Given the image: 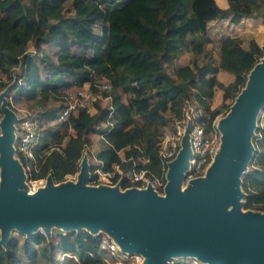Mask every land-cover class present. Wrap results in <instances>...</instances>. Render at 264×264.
<instances>
[{"label":"trees","instance_id":"obj_1","mask_svg":"<svg viewBox=\"0 0 264 264\" xmlns=\"http://www.w3.org/2000/svg\"><path fill=\"white\" fill-rule=\"evenodd\" d=\"M66 1L30 0L26 5L0 0V73L13 72L17 65L24 68V74L13 79L14 101L29 108L31 118L41 126L35 158L21 156L23 164L30 166V179L51 175L58 182L74 173L90 132L102 134L107 142L96 155L105 171L118 164L126 176L134 169H147L149 176L159 174L156 143L166 127L184 116L187 101L194 99L204 106V119L211 127L219 114L229 110L226 100L237 96L249 71L264 55L256 40L246 44L245 35L233 36L231 29L225 31L228 35L220 41L215 61L203 41L209 38L211 21L227 20L235 29L243 18L264 17V0H221L227 1L226 7L217 0H71L74 11L70 14L64 10ZM99 21L101 31L95 29ZM30 40L36 44L37 56L29 51ZM191 41L195 54L203 52L209 59L200 64L196 57L169 72L166 64L179 58ZM74 46L80 51L73 50ZM221 68L233 72L235 79L228 84L220 81L217 72ZM103 76L112 84L103 97L128 95L127 102L112 107L97 99L94 113L79 107L57 121L72 88L89 82L97 91ZM6 84L0 75V87ZM216 87L223 90V100L212 107ZM50 99L53 102L48 104ZM129 114L138 115L142 124H125ZM69 128L75 130L74 135ZM257 131L255 142L264 160V124ZM97 176L94 172L90 179ZM242 178L244 184L253 186L247 190L243 207L264 212V168L249 170ZM56 237L57 248L78 254L82 264H106L99 254L100 236L82 229L59 232ZM47 240L45 232L36 231L25 249ZM18 246L15 236L6 246L0 244V264H23Z\"/></svg>","mask_w":264,"mask_h":264},{"label":"water","instance_id":"obj_2","mask_svg":"<svg viewBox=\"0 0 264 264\" xmlns=\"http://www.w3.org/2000/svg\"><path fill=\"white\" fill-rule=\"evenodd\" d=\"M0 133L1 243L11 229L44 232L52 226L89 232L105 229L123 250L145 256L144 264H171L172 257L197 256L209 264H264V212L242 210L240 175L251 157V136L264 104V58L251 69L247 85L222 116L221 144L206 175L189 180L190 124L182 147L169 163L165 195L151 184L120 188L89 185L84 159L77 182L55 183L28 194L23 166L14 156L18 116L3 96ZM232 205L229 209L228 207Z\"/></svg>","mask_w":264,"mask_h":264},{"label":"rangeland","instance_id":"obj_3","mask_svg":"<svg viewBox=\"0 0 264 264\" xmlns=\"http://www.w3.org/2000/svg\"><path fill=\"white\" fill-rule=\"evenodd\" d=\"M218 3H222L223 1L221 0H217ZM17 4H29L30 0H16ZM64 10L66 14H70L72 13L74 10L72 8V1L71 0H67L64 4ZM263 23V24H262ZM101 26L102 23L101 21H99L96 25H95V29L97 31H101ZM244 28L238 30L239 33H241V36L245 35L244 41L246 42V44L250 43L253 40H256L258 42V44L264 49V17H257V18H253L251 19L248 23H244L242 25ZM228 29V31L230 30L231 32L234 31V26H231V24H229V21L227 20H221V21H211L209 23V28H208V35L209 38L208 40H203L204 41V45H205V49L207 51H209V54L213 57V61H215V51H217V47L219 46L220 41L222 40V38L224 36L228 35V32H225ZM45 31L47 32V28H45ZM259 32V34H258ZM258 36V37H255ZM35 42L30 40L28 47H29V51L33 54H35V56H37L38 52H36V46H35ZM192 45L193 42L191 41L190 45L188 48H186L184 50V52L180 55L179 58L173 60L172 63L170 64H166V67L168 69L169 72H174L176 67L180 64H184V63H188L191 62L194 58H198L200 64L203 63L204 60H208L209 57H204L203 52L200 54H195V52L192 49ZM80 47L79 46H74L73 50L75 51H80ZM264 57V55L260 58L259 61L262 60V58ZM13 72H10L8 74L5 73H0L2 79L4 81H6V85L4 87H0V97L3 96L4 98H6L8 100V105L12 108L11 103L16 107L15 112L17 113L18 118H22L25 114H27L28 112H30L29 108L26 107H22L19 106L18 104L15 103L14 101V96L16 95V90L13 89V85L15 83V80H13L15 77H21L24 74V68L22 66H15V68L12 69ZM251 70L249 71L248 75H247V81L245 86L247 85L248 79H249V75H250ZM107 76H103V80L107 79ZM21 78H19V81ZM108 80V79H107ZM244 86V87H245ZM244 87L241 89V91L237 94V96L235 98L229 97L226 101L227 103H230L231 106L232 104L235 102L236 98L238 97V95L242 92V90L244 89ZM88 88V84L83 87ZM77 88H72L71 90H74ZM70 90V91H71ZM216 90V92H215ZM214 90V94L213 97L215 98V104L217 103L216 101H218V103H220L223 99L221 98V92L218 89V87H216ZM104 91H101L102 96H104L103 94ZM59 99H61V96H58ZM128 95H122V96H118L117 98H112L110 99L109 97H102V104L103 105H111L112 107H116L118 106L120 103H122L123 101H128ZM100 99V98H98ZM95 100H91V103H93ZM213 101V99H212ZM53 102V99H50L48 101V104H51ZM2 104V100L0 103V106ZM230 106V108H231ZM14 107V108H15ZM229 110L219 114L218 116L222 117L225 116L229 111ZM1 109V107H0ZM13 109V108H12ZM14 110V109H13ZM91 113H94L96 111V109L92 108L91 109ZM4 117V113L3 110H0V133H1V120ZM132 122H137L139 124H142L141 119L139 118L138 115L135 114H129L125 119H124V123L125 124H130ZM18 122H16L17 124ZM15 124V125H16ZM264 124V104L261 106L259 113L257 114L256 117V121H255V127L253 129V134L251 136V141H252V152H251V157L248 160L245 170L244 172L240 175V190L242 192V196L240 198V201L242 203V210L243 211H247V210H253V209H246L243 207V203H244V198L247 195V190L252 188V185H247L243 183V176L244 174L247 173V171L252 170L254 168H264V160L261 159V156L263 155V153L261 152V150H257V145H256V138L258 137L259 133L257 131L258 127ZM69 133L71 135L75 134V130L73 128H69ZM89 137H90V142L85 146V149L83 151L82 156L79 159V162L77 164V168L76 171L72 174H67L64 179H62L61 181H54L55 183H60L63 181H67V180H75L78 177V174L81 170V165L84 159L87 160V163L89 165V179L87 181V184L89 185H99V184H108V185H115L118 184L120 186V188L125 189L127 187H123V180L126 179L128 186L132 185L133 182L130 180V178L128 176H126V173L124 170H110V171H105V169L103 168V164L102 161L98 160L96 155L97 153L104 147L107 146V142L104 139V136L98 132H90L89 133ZM69 139V136H67L64 139V144L66 143V141ZM18 142L19 139L15 140L14 143V147H15V151H14V156L17 160H19L23 166V170H24V174H25V180L27 181V183H29V185H32V181L35 179H30L29 178V171H30V166H26L23 164L22 162V154L19 152V148H18ZM121 155H124V152L121 151L120 152ZM98 169H102V173L98 172ZM97 172L98 176L91 180V175L92 173ZM104 172V173H103ZM118 173V176H117ZM129 175V173H128ZM49 176V175H48ZM47 176V177H48ZM47 177H44L42 179H45ZM37 180V179H36ZM183 185L186 186V181L183 180ZM32 190V188H31ZM232 207V205H230L228 208L230 209ZM256 211V210H253ZM263 212V211H260ZM85 230H87L86 228H84ZM43 231L44 230L42 228H38L37 231ZM82 230V229H81ZM69 230L64 229L63 227L60 226H52L51 229V233L47 234V238L48 240L46 242L43 243H39V244H33V246L31 247V249L29 251H26L25 249V242L27 240H29L30 235L33 232H26V231H20L17 228H13L10 231L9 237L15 236L16 238H18L19 241V246H18V256L21 258L22 263L23 264H82V262H80L82 259L78 254H74L71 252H62L57 248V237L56 235L59 232H67ZM78 231V229L76 230ZM89 231V230H88ZM35 232V230H34ZM91 232V231H90ZM93 233V232H91ZM103 233V231L97 230L95 231L93 234L94 235H98L100 236ZM8 241V240H7ZM7 243V242H6ZM6 243L3 244L1 243V228H0V244L3 246H6ZM101 254L103 260L105 261L106 264H110V262H112L113 257L111 254L108 253H100ZM104 258H106L107 260H109V262H107Z\"/></svg>","mask_w":264,"mask_h":264},{"label":"built area","instance_id":"obj_4","mask_svg":"<svg viewBox=\"0 0 264 264\" xmlns=\"http://www.w3.org/2000/svg\"><path fill=\"white\" fill-rule=\"evenodd\" d=\"M87 84L88 88L84 89L83 87ZM83 87L68 92L65 96V107L58 112L57 121L65 120L72 111L77 110L79 107H86L88 111L92 112L91 109H95V107L91 100L101 99L103 97L101 91H109L112 84L109 80L104 79L97 84V91L91 89L89 82H86ZM109 98L112 99L110 96ZM30 115L31 111L22 118H18L15 136L16 140L19 139L18 148L22 156L34 159V152L40 144L42 132L39 122L31 118ZM206 115L207 111L203 105H199L194 99L188 100L184 108V116L172 122L171 126L166 127L156 143L157 153L161 161L160 173L149 176L147 169H134L128 175L133 184L126 187L137 186L142 188L151 184L159 194H164L168 181L169 163L175 159L182 147V139L189 124L191 155L183 180L187 184L190 179L204 175L218 152L222 135L217 122L218 116L213 121L212 126L209 127L204 119ZM114 166L116 170H119L118 164ZM98 172L102 173V169H98ZM39 180H42V178L33 181L38 183ZM33 181L31 182L32 186H35L36 183H33ZM99 251L100 253L104 252L112 255L113 260L110 264H144L145 260L142 253L123 250L114 237L105 231L99 237ZM100 256L102 255L100 254ZM104 259L109 262L106 258ZM170 263L209 264L197 256L172 257Z\"/></svg>","mask_w":264,"mask_h":264},{"label":"crops","instance_id":"obj_5","mask_svg":"<svg viewBox=\"0 0 264 264\" xmlns=\"http://www.w3.org/2000/svg\"><path fill=\"white\" fill-rule=\"evenodd\" d=\"M222 4V3H221ZM222 6L226 7L227 6V1L223 2ZM251 19L253 18H243V20L241 21L240 26H237L234 31L231 32V35L233 36H241V33H239L238 30L243 29L244 27L242 26L244 23H248ZM263 24V23H262ZM259 34V32H258ZM217 77L220 81L224 82L225 84H228L229 82L233 81L235 79V74L227 69H219V71L217 72ZM218 89L221 92V98L223 99V90L221 88L218 87ZM216 92V90H215ZM213 101H212V107H215L217 105H219L220 103H218V101H216L217 103L215 104V98L212 97Z\"/></svg>","mask_w":264,"mask_h":264},{"label":"bare ground","instance_id":"obj_6","mask_svg":"<svg viewBox=\"0 0 264 264\" xmlns=\"http://www.w3.org/2000/svg\"><path fill=\"white\" fill-rule=\"evenodd\" d=\"M264 58V57H263ZM220 119H221V117H219L218 119H217V122L219 123V121H220ZM220 148V147H219ZM207 172V171H206ZM206 175V173L204 174V176ZM77 180H78V177L75 179V180H73L74 182H77ZM47 178H45V179H42V180H39V182L37 183L36 181H33V183H36L35 184V186H30L29 185V183H27V181L24 179V183H25V185H26V191H27V193L28 194H31V193H35V192H37L40 188H44V187H46L47 186ZM113 186V185H112ZM31 188H32V190H31ZM185 188V186L183 185V183H182V185H181V189L183 190ZM2 190V177L0 176V191ZM164 195H165V193H164ZM83 227H85V228H88V226H86V225H84ZM1 228V227H0ZM38 228H42V225L41 224H39L38 225ZM43 229V228H42ZM98 230H100V231H105V229L104 228H102V227H98L97 228Z\"/></svg>","mask_w":264,"mask_h":264}]
</instances>
